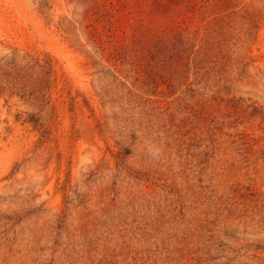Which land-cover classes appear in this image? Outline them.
<instances>
[{
	"label": "rangeland",
	"instance_id": "obj_1",
	"mask_svg": "<svg viewBox=\"0 0 264 264\" xmlns=\"http://www.w3.org/2000/svg\"><path fill=\"white\" fill-rule=\"evenodd\" d=\"M0 264H264V0H0Z\"/></svg>",
	"mask_w": 264,
	"mask_h": 264
}]
</instances>
